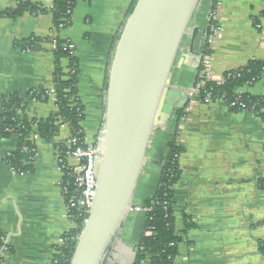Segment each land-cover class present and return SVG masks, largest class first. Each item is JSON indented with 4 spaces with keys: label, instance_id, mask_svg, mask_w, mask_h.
I'll use <instances>...</instances> for the list:
<instances>
[{
    "label": "crops",
    "instance_id": "0c3cea01",
    "mask_svg": "<svg viewBox=\"0 0 264 264\" xmlns=\"http://www.w3.org/2000/svg\"><path fill=\"white\" fill-rule=\"evenodd\" d=\"M30 1L48 8L52 2ZM134 2L76 0L70 26L57 34L52 32L49 14H24L17 20L0 17V116L3 98L16 95L26 100L31 89L46 93L53 89L57 36L73 46L79 72L77 100L84 115L80 127L85 138L92 139L103 126L104 85L115 40ZM15 5V0H0V12ZM216 6L221 31L209 44L212 81L253 59L264 60V17H260L264 0H218ZM211 7L212 0H202L174 60L170 88L162 95L142 168L141 175L154 179L142 203L154 193L166 144L174 137V111L185 106V116L176 127V142L183 153L173 187L175 232L181 238L175 263L264 264L259 251L264 243V190L257 184L258 178H264L262 122L250 113H232L221 102L207 104L193 98L202 38L195 50L192 34L207 30ZM29 38L48 41L37 51H24L22 42ZM60 67L66 73L68 60H61ZM242 92L263 96L264 75ZM55 112L47 95L41 102L26 101L23 114L31 121ZM70 135L62 125L52 143L38 140L33 169L25 174L4 163L6 155L16 151L17 136L0 138V264H52L62 236L72 229L54 155V145L63 144ZM133 206L140 205L133 202ZM144 225V216L129 212L103 264H132Z\"/></svg>",
    "mask_w": 264,
    "mask_h": 264
},
{
    "label": "water",
    "instance_id": "95a60500",
    "mask_svg": "<svg viewBox=\"0 0 264 264\" xmlns=\"http://www.w3.org/2000/svg\"><path fill=\"white\" fill-rule=\"evenodd\" d=\"M201 3L136 0L121 27L107 73L94 196L70 264H103L132 209L162 95ZM200 40L198 34L195 50Z\"/></svg>",
    "mask_w": 264,
    "mask_h": 264
},
{
    "label": "trees",
    "instance_id": "16d2710c",
    "mask_svg": "<svg viewBox=\"0 0 264 264\" xmlns=\"http://www.w3.org/2000/svg\"><path fill=\"white\" fill-rule=\"evenodd\" d=\"M75 1L52 0L51 7L48 8L34 4L30 0H15V8L0 12V17L17 20L24 14L33 16L49 14L53 21L52 32L57 34L60 30L70 26ZM217 1L212 0L211 9L215 8ZM135 2L128 11L127 17L131 14ZM260 17H264V12L261 13ZM254 25L258 26L257 19H254ZM119 34L120 32L116 37L115 44ZM198 34H201L202 43L198 51L200 64L197 68L194 85L197 87L203 83V88L199 89L193 98L199 102H204L206 99L210 103L221 102L232 113L253 114L260 118L264 129V95L253 97L242 92L243 89L250 88L260 81L264 75V60L253 59L242 68L225 72L219 82L206 80L205 76H202V59L211 55L210 45L207 41L209 32L208 29L203 33L194 31L192 42L195 41ZM47 41V39L29 38L22 42V48L24 51H37L39 46ZM53 41L55 43L53 50L55 98L53 101L56 112L46 119L28 121L25 118L23 112L26 101L41 102L47 99V93L42 89L29 90L26 100H22L16 95L2 99L3 113L0 116V138H8L12 134H16L18 139L16 151L12 152L10 157H5L4 163L17 174L29 173L33 169L36 151V142L30 140L33 133L38 135L39 140L52 143L59 134L60 127L66 125L72 136H76L80 140L84 138L80 127L84 118L83 108L77 101L76 91L79 73L77 60L74 56L69 55L68 49L64 47L65 42L60 41L57 36ZM63 59L68 60L66 73L60 67V61ZM106 82L107 76L104 93ZM236 91H239V94L236 95ZM74 101H76L77 106H72ZM241 105L244 106V110L240 107ZM184 109L185 106L183 109L174 111V137L166 144L162 164L157 174L156 188L153 195L141 204L143 207L149 208L150 211L144 216V233L139 241L132 264H145V262L148 264H176L177 248L181 243V238L175 232L173 187L179 178L178 158L183 153V147L176 142V127L179 120L185 116ZM257 184L258 188L264 190V178H258ZM68 195H65V201ZM67 216L73 227L62 236L63 244L56 247L53 264H70L77 238L80 235L84 220L87 218L78 210H70ZM259 251L264 258V243L259 244Z\"/></svg>",
    "mask_w": 264,
    "mask_h": 264
},
{
    "label": "built area",
    "instance_id": "2783aa9c",
    "mask_svg": "<svg viewBox=\"0 0 264 264\" xmlns=\"http://www.w3.org/2000/svg\"><path fill=\"white\" fill-rule=\"evenodd\" d=\"M218 5V1L217 4ZM217 7V6H216ZM218 14L216 9H211L208 13V43L212 41L214 37H217L221 31L218 25ZM258 28V27H257ZM64 47L68 49L69 55L73 56V46L69 42H65ZM210 59L204 57L202 59L203 72L202 76H205L206 80L210 79ZM68 72V71H67ZM220 81V80H219ZM217 81V82H219ZM203 88V83L196 87V92ZM239 91H236V95ZM47 95L54 100V90L47 92ZM78 101V100H77ZM54 102V101H53ZM204 103L209 104L210 101L206 99ZM72 106H77L76 101ZM244 110V106H240ZM79 111V110H78ZM83 113V112H82ZM64 126V125H63ZM35 128V126H34ZM35 131V129H34ZM17 136L16 134H12ZM105 136L104 126L100 127L96 135L92 139L80 140L76 136L70 135L67 141L63 144L54 145V155L56 162L61 170L60 191L64 200V205L67 213L70 210H78L79 212L88 215L92 199L94 196V189L96 183V176L99 163V154L102 150V145ZM30 140L37 142L39 140L38 135L33 133L30 136ZM11 153H8L6 157H10ZM70 192V195L68 193ZM65 195H68L65 201ZM150 211L149 208H145L142 205L133 206L130 212L145 216ZM69 218V217H68ZM70 220V219H69ZM86 220V219H85ZM84 220V223H85ZM73 225V224H72ZM63 242H60L62 245ZM54 261H52V264Z\"/></svg>",
    "mask_w": 264,
    "mask_h": 264
},
{
    "label": "rangeland",
    "instance_id": "374dc122",
    "mask_svg": "<svg viewBox=\"0 0 264 264\" xmlns=\"http://www.w3.org/2000/svg\"><path fill=\"white\" fill-rule=\"evenodd\" d=\"M153 142H154V145H156L155 139L153 140ZM151 151L152 150L150 149L148 156H150ZM146 168H148V167L146 166ZM146 168H144V170ZM153 181H154V179H152L148 176L146 177L145 175H141L139 182H138V185H137V188H136V191H135L134 199H133V202L135 205H141L142 199L144 197V193L146 190L150 189L151 185L153 184Z\"/></svg>",
    "mask_w": 264,
    "mask_h": 264
}]
</instances>
